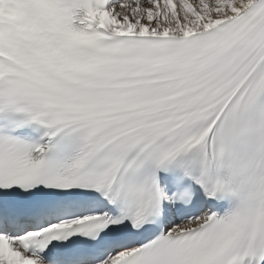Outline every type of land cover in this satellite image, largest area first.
Listing matches in <instances>:
<instances>
[{
	"label": "snow or ice",
	"instance_id": "snow-or-ice-1",
	"mask_svg": "<svg viewBox=\"0 0 264 264\" xmlns=\"http://www.w3.org/2000/svg\"><path fill=\"white\" fill-rule=\"evenodd\" d=\"M0 264H264V0H0Z\"/></svg>",
	"mask_w": 264,
	"mask_h": 264
}]
</instances>
